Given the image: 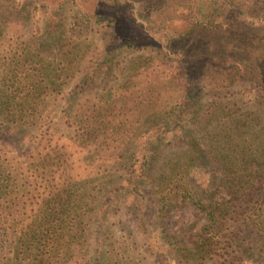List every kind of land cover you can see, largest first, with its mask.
<instances>
[{"label":"trees","instance_id":"trees-1","mask_svg":"<svg viewBox=\"0 0 264 264\" xmlns=\"http://www.w3.org/2000/svg\"><path fill=\"white\" fill-rule=\"evenodd\" d=\"M235 1L22 0L38 9L51 30L44 29L34 41L45 49L33 51L12 38L14 29L0 26V264H100L88 236L90 230L93 238L111 230V221L105 222L111 193L140 224L146 216L161 238L168 235V214L190 204L204 219L202 234L186 240L197 261L214 256V236L228 228L230 215L243 204H250L247 211L255 223L248 225L243 218L241 226L262 229L264 141L257 135L258 123L250 125L254 113L239 121L234 103L217 107L204 121L212 143L209 160L200 152L202 162L194 166L197 157L188 152L189 159L162 166L167 170L158 176L161 184L152 188L148 183L167 138L191 149V127L207 96L248 89L264 103V22L246 17ZM67 5L82 23L105 29L95 71L84 70L83 83L108 78L116 53H160L133 77L139 82L131 94L136 95L133 111L145 110L149 119L133 143L126 135L133 119L111 116V106L91 104L86 116L69 97L58 114L49 110L42 116L47 102L63 94L58 81L73 76L70 68H57L38 51L59 54L61 37L52 29L58 30L57 13ZM28 6L19 9L23 19ZM128 7L135 8L143 27L133 22ZM65 62L71 66L69 59ZM102 107L109 116H98ZM94 152L112 157L118 166L97 163ZM242 258L237 264H264V257L254 253Z\"/></svg>","mask_w":264,"mask_h":264},{"label":"rangeland","instance_id":"rangeland-1","mask_svg":"<svg viewBox=\"0 0 264 264\" xmlns=\"http://www.w3.org/2000/svg\"><path fill=\"white\" fill-rule=\"evenodd\" d=\"M237 5L241 7L246 17L253 18L264 22V0H236ZM29 3V2H28ZM28 6V15L25 19L19 15V9L23 6ZM23 10H25L23 8ZM127 12L132 17V20L139 27H143V22L138 18L134 7H128ZM0 26H7L8 31H16L11 33L13 39L22 43L23 48L36 51V47H43L45 45L39 43L34 45V41L38 39L44 29L47 28L41 20L38 9L34 8L33 4H27L22 0H0ZM58 30H54L53 34L59 35L60 52L56 55L55 49H49L48 52H54L55 55H48L43 50V58L48 63L52 62L59 69L70 68L69 76L64 77L58 81L64 88L63 94L57 101L50 99L44 107L42 116H46L49 110L52 113L58 114L59 108L64 101L72 97L71 102L73 108L83 106V114L88 115L91 104H95V108L101 104L104 107L111 106L110 114L113 117L118 116L119 119L129 116L130 125L127 128L126 135L133 143L138 139L146 127L148 119L147 111L139 109L138 112L133 111L132 100L136 96L131 95L135 92L137 84L133 77L137 75L143 68L147 67L149 58L159 59L160 53L156 51H122L116 53L111 59V71L108 78L99 79L96 82L87 80L85 83L81 80L84 70H94V59L97 56L101 44L104 42L105 29L102 24H84L80 21L77 10L71 6H64L57 13ZM58 37V36H57ZM57 50V51H58ZM45 55H48L47 57ZM159 55V56H158ZM76 57V58H74ZM80 61H79V59ZM71 61L70 67L65 60ZM142 65V68H139ZM95 71V70H94ZM94 78V76H93ZM141 80V77H140ZM126 92V97H121L119 94ZM221 98L206 97L205 106L199 113L196 122L191 127V136L193 138V146L191 149L185 145L175 142L172 138L165 140V145L162 147L161 153L159 151L157 158L154 161V170L148 183L150 187L154 188L157 184H161L162 179L159 175L165 173L169 164L184 161L189 159L187 153L193 157H197L194 161V166H199L202 162L200 159V152L207 156L208 148L212 143L207 138L203 125L205 119H208L213 110L217 107L230 106L235 104L237 109L235 116H238L239 121L252 112L255 116L249 115L250 125L255 126L257 135L264 141V103L261 102L252 90L248 89H234L231 94L220 96ZM102 107V110H97L98 116H109L110 114ZM238 118H236L238 120ZM259 131V132H258ZM68 132V130H67ZM213 133V132H211ZM95 135H100V131L96 130ZM125 135V136H126ZM252 137H248L250 141ZM131 143V144H132ZM256 145V142H251L250 145ZM117 144L111 142L110 149H115ZM130 146H127V148ZM126 148V149H127ZM112 153V152H111ZM188 153V154H189ZM96 152L93 153L92 159L97 163L105 166H110L111 169L118 166L111 157V160L106 158L96 157ZM103 156V154H99ZM167 163L163 169V165ZM123 187L126 184H121ZM122 192L121 189L118 190ZM108 205V215L105 217V222L111 221V230H102L93 238L91 230L89 231L88 240L91 243L92 255L97 258L100 264H237L243 260L244 253H254L264 257V239L261 235L264 233V221L262 222V231L254 227H243L242 221H247L248 225H252L255 218L254 214L247 211L248 206L243 204L241 208L235 210L230 215L228 228L221 229L213 240L214 256L211 259L197 261L192 253L193 246L190 252L187 250L186 240L196 233L202 234L201 227L204 224L203 216L195 211V209L188 203L178 207L176 212L168 214L166 223L168 235L161 238L151 226H148L149 219L143 218V223L137 221L136 214L124 209L123 205L116 202L112 197ZM218 198V197H217ZM257 200L253 198L252 201ZM146 215V214H145ZM264 220V217H263ZM192 226L196 229L193 230ZM261 227V226H259ZM192 254L191 255H189Z\"/></svg>","mask_w":264,"mask_h":264}]
</instances>
